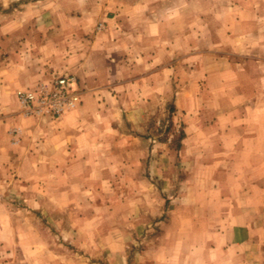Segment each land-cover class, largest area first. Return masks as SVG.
I'll return each mask as SVG.
<instances>
[{"label": "rangeland", "instance_id": "rangeland-1", "mask_svg": "<svg viewBox=\"0 0 264 264\" xmlns=\"http://www.w3.org/2000/svg\"><path fill=\"white\" fill-rule=\"evenodd\" d=\"M72 1L0 0V71L9 62L18 75L26 63L40 67L39 82L75 78L83 103L70 113L91 98V119L77 130L105 135L106 152L70 144L60 135L64 116L15 113L39 121V133L8 132L0 264H147L184 235L178 228H203L197 206L217 204L185 199L210 187L194 178L214 174L181 151L188 134L189 146L197 144L202 119L234 108L218 102L236 95L235 64L250 68L245 85L264 88V0ZM89 23L88 35L71 39ZM90 42L103 49L77 61L85 63L82 78L69 73L72 44Z\"/></svg>", "mask_w": 264, "mask_h": 264}, {"label": "crops", "instance_id": "crops-1", "mask_svg": "<svg viewBox=\"0 0 264 264\" xmlns=\"http://www.w3.org/2000/svg\"><path fill=\"white\" fill-rule=\"evenodd\" d=\"M83 1L73 0L72 6L88 7ZM89 3V7L95 5V1ZM102 21L110 24L109 18L103 17ZM89 31L90 23L87 28L72 30L70 37L80 39L88 35ZM56 37L51 36L52 39ZM72 45L68 60L71 69L68 71L82 78L80 75H83L85 63L78 65L77 61L89 56L91 50L103 48L99 43L93 45L91 42ZM3 64L5 71H0V168L4 169V158L8 156L7 148L10 141L8 132L19 131V135L33 137L39 133L37 129L39 121L25 118L23 115L16 116L15 113L21 109L18 91L32 87L43 75L37 70L40 67L26 63L18 66V75H12L9 69L12 63ZM233 67L239 74L233 83L236 95L233 100L220 99L218 104H231L230 106L234 105V108L220 107L211 114L209 124L202 119V129L196 133L193 140L197 144L189 146L191 140L188 134L181 151L182 156H186L187 153L194 155L196 169L204 171L209 167L213 169L214 174L205 180L194 178L192 183L196 186L201 184L210 187L206 189L208 191L201 192L196 187L198 190L194 191L195 196L190 192L185 199L209 203L216 201L217 204L215 208L212 206V211L205 210V205L199 208L196 204L198 207L196 210L200 209L199 216L202 217L203 228H178L184 235L178 240L169 241V246L163 248L159 252L160 255L148 258L147 264H264V88L262 91L258 88V92L255 93L253 82L244 84L242 79L247 77L244 74L250 73L248 66L235 64ZM101 70L105 74L110 72L107 63ZM86 102L91 103L90 93L86 95L82 109L62 118L61 125L66 127V131L60 135L65 134L70 144L80 139L88 143L93 151L106 152L105 135L92 134L87 129L77 130L81 127L80 122L84 123L91 119L86 112ZM241 105L248 106L243 108ZM72 123L78 128H69L73 126ZM83 127L85 128V125ZM114 147L115 145H112L113 149ZM37 168L36 164L35 169Z\"/></svg>", "mask_w": 264, "mask_h": 264}, {"label": "built area", "instance_id": "built-area-1", "mask_svg": "<svg viewBox=\"0 0 264 264\" xmlns=\"http://www.w3.org/2000/svg\"><path fill=\"white\" fill-rule=\"evenodd\" d=\"M82 96L77 81L71 76L41 81L17 93L23 113L27 117L52 119H60L79 108L83 103Z\"/></svg>", "mask_w": 264, "mask_h": 264}, {"label": "trees", "instance_id": "trees-1", "mask_svg": "<svg viewBox=\"0 0 264 264\" xmlns=\"http://www.w3.org/2000/svg\"><path fill=\"white\" fill-rule=\"evenodd\" d=\"M182 138H184V134H183V133H182V135H181V139H182Z\"/></svg>", "mask_w": 264, "mask_h": 264}]
</instances>
